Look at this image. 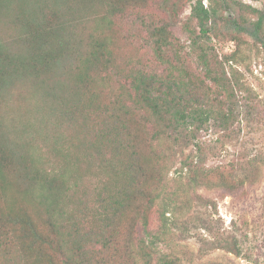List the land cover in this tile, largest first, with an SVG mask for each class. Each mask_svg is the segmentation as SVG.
Returning <instances> with one entry per match:
<instances>
[{
	"label": "trees",
	"instance_id": "trees-1",
	"mask_svg": "<svg viewBox=\"0 0 264 264\" xmlns=\"http://www.w3.org/2000/svg\"><path fill=\"white\" fill-rule=\"evenodd\" d=\"M188 1L193 2L189 19L197 32L185 30L203 78L188 76L189 84L175 76L166 52L174 47L173 37L164 24L151 31L150 40L157 60L169 66L167 72L131 73L127 87L104 102L95 80L114 67L110 48L104 40L83 41L71 22L95 9L100 21L111 23L114 15L144 9L148 0H0L1 19L11 18L13 9L19 15L16 49L0 37V97L17 80L43 84L53 108L59 107L70 126L79 130L87 158L97 159L108 177L95 207L78 204L82 219L77 221L64 210L69 190L64 173L40 172L31 156L14 148L0 119V264H154L156 243L170 232L168 227H176V214L184 209L195 214L188 200L179 203L161 196L165 172L160 143L166 138L191 143L210 122L229 129L249 113L239 95L245 87L229 66L236 62L234 53L219 60L210 54L208 43L222 27L237 50L243 37L264 49V13L233 5V0H208L206 7L202 0ZM162 4L172 17L177 15L178 3ZM232 11L236 17L225 15ZM65 73L72 80L66 86L61 80ZM207 84L222 99H211ZM194 146L196 155L183 162L189 184L199 188L212 179L228 191L237 190L240 184L232 177L205 169L202 150ZM200 201L205 206L198 197ZM155 214L158 230L152 234ZM194 216L201 222L198 212ZM210 244L239 255L235 241ZM158 264L174 262L161 257Z\"/></svg>",
	"mask_w": 264,
	"mask_h": 264
},
{
	"label": "rangeland",
	"instance_id": "rangeland-1",
	"mask_svg": "<svg viewBox=\"0 0 264 264\" xmlns=\"http://www.w3.org/2000/svg\"><path fill=\"white\" fill-rule=\"evenodd\" d=\"M171 2L178 3L175 17L163 10V0H148L144 9L114 15L111 23L100 21L95 9L80 13V19L74 18L71 22L76 25L77 36L83 41L104 40L110 48L114 67L97 74L100 77L95 80L96 91H102L104 102L113 101L121 88L127 87L125 80L131 73L167 72L169 66L157 60L150 40L151 31L164 24L173 37L174 47L166 52L175 76L189 84L188 79H192L188 76L203 78L197 54L191 50L185 30L188 27L197 32L195 21L189 19L193 2L168 0ZM202 3L206 7L208 0H202ZM233 3L264 13V0H233ZM16 12L13 9L11 18H0V37L12 41L14 49L15 25L19 22ZM225 15L233 18L237 12ZM218 29L219 34L210 35V54L221 60L234 53L236 62L229 66L239 73L245 87L239 95L246 100L249 113L244 112L240 121L229 129L210 122L191 143L173 138L161 141L165 172L161 196L179 203L188 200L194 215L198 212L202 220H194L195 216L188 214L186 209L182 214H176V227H168L170 232L156 243L152 256L154 264H158L161 257L171 259L174 264H264V49L252 39L243 37L244 44L237 50L230 35L222 27ZM174 51H179L178 56ZM225 68L230 69L227 65ZM61 80L64 86L72 83L68 73H65V80L62 77ZM18 81L0 97L2 128L14 148L17 145L20 153L31 156L40 172L49 175L64 173L69 188L64 210L78 221L82 219L78 204L95 207L97 195L103 193L108 182L107 173L97 159L90 161L87 158L79 130L70 126L59 107L53 108L45 95V86L28 79ZM50 85L54 83L50 82ZM210 88L212 91L207 89V93L211 99H222L213 93L214 88ZM194 145H199L202 150L205 169L232 177L240 184L237 190L228 191L212 179L199 188L189 184L183 162L196 155ZM198 197L206 201L205 206H202L204 202H197ZM182 225L188 231L183 232ZM157 230L155 214L152 234ZM220 239L235 241L239 255L224 249H212L214 246L210 243ZM138 264L143 263L138 260Z\"/></svg>",
	"mask_w": 264,
	"mask_h": 264
}]
</instances>
